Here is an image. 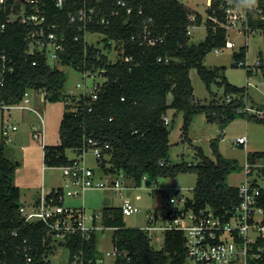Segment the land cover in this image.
<instances>
[{"label":"trees","instance_id":"16d2710c","mask_svg":"<svg viewBox=\"0 0 264 264\" xmlns=\"http://www.w3.org/2000/svg\"><path fill=\"white\" fill-rule=\"evenodd\" d=\"M88 2L101 6L106 15L111 9L118 13L108 24H89L83 28L70 20V13L81 5V0H63L62 5L56 4V0H39L37 12L44 15L46 31L64 38V49L58 52L55 61L72 65L82 72L98 71L105 76L97 90V98L90 102L91 109L87 104L88 93H79V100L73 102L75 95L63 91L65 74L49 62L45 53L26 51L29 27L19 21L8 23L1 41L6 62L13 70L6 74L0 86V108L18 103L30 89L42 90L44 97L52 102L64 99L68 102L65 101L59 123L60 141L42 145L46 166L74 162L76 156L68 157L65 150L73 148L78 154L86 137L92 136L109 144L106 155L98 159L105 173H121L139 185L144 175L157 184L160 177L195 172L193 194L186 198L185 207L195 210L210 207L216 214L231 213L240 197L237 185L228 184L227 178L241 168L237 160L221 154L217 142L212 141L215 159L198 147L196 154L200 160L197 163L186 160L169 163L170 120L165 123L164 116L169 107L182 112L181 134L184 137H188V127L196 112H203L208 121L219 126H225L239 115L264 124V114L238 112L247 101L245 87L222 78L218 82L223 85L224 96L229 93L233 98L229 102L212 98L209 103H200L194 98L189 76V69L195 67L206 87H210L222 68H208L204 57L211 49L226 47L227 7L246 6L250 27L260 31L264 29L261 18L264 0H255L254 5L251 0H210L204 20L198 11L181 0ZM3 18L0 15V19ZM202 20L206 34L193 43L189 27ZM95 31L105 34L104 46L86 41L85 34ZM150 38L154 42H149ZM112 39L119 44L114 60L108 56ZM246 52L247 45H240L234 53L236 64L246 59ZM125 56L131 58L125 59ZM262 69L264 71V66ZM246 71L249 73L251 69ZM168 94H171L170 101ZM5 144L0 136V264H50L47 256L55 240L69 249V260L64 264H188L181 230H165L161 247L155 248L146 230L125 225L119 205L104 204L101 208L102 224L113 229L111 241L115 255L109 263L98 262L94 232L88 238L81 232H74L59 239L53 236L46 223L26 220L19 210L23 203L20 187L14 182L16 164L5 155ZM262 155L264 150L247 153L251 160ZM261 204L264 207V198ZM257 245L261 246L259 255L248 258L247 264H264V237L255 243V250Z\"/></svg>","mask_w":264,"mask_h":264},{"label":"rangeland","instance_id":"374dc122","mask_svg":"<svg viewBox=\"0 0 264 264\" xmlns=\"http://www.w3.org/2000/svg\"><path fill=\"white\" fill-rule=\"evenodd\" d=\"M191 8L199 10L206 17V0H181ZM190 41L197 43L204 38L206 28L204 21L193 27L190 26ZM227 38L234 41V46L222 47L221 51L211 49L204 57V64L208 68L219 66V76L207 88L205 82L201 79L195 67L189 69V76L193 86L195 100L200 103H209L212 98L219 101L224 100V89L218 81L222 78L232 84L245 87L247 103L249 106L264 107V71L262 66L253 67L249 73L246 69L248 66L235 63V55L242 44L247 45L246 63L250 66L262 57L264 58V29L244 34L238 27H229L227 29ZM105 34L95 31L86 33V41L98 46H104ZM118 42L111 40L108 50V56L114 60L118 55ZM52 65L61 69L65 74L63 91L65 93L77 94L79 92L90 91L95 83H101L105 76L103 74H85L74 68L72 65L61 64L55 60H49ZM79 83V84H78ZM41 95V98L39 96ZM29 105L36 107L44 118L43 141L35 136L33 125H40L36 112L28 108L13 107L10 109L0 108V123L6 119L16 123L18 128L13 132L11 139H4L5 155L16 164L14 182L21 188L20 201L25 205L33 199L34 192L48 191L52 186L61 184L63 176L58 166H46L43 162L44 144H57L60 141L59 123L62 113L65 109V101H49L44 98L42 90H28ZM43 97V98H42ZM171 100V94H168V101ZM169 117V163H177L186 160L191 163H197L200 157L197 148L200 147L205 155L215 159V153L211 142L216 141L218 151L226 157L234 158L240 165V169L231 172L228 175L227 182L230 185H239L243 180V165L246 158V150H264V124L247 120L244 116H237L230 120L225 126H219L216 122L208 121L203 112H196L189 124L187 135L184 137L181 129L182 112L172 107L167 109ZM246 134L247 146L235 144L237 136ZM1 135V132H0ZM68 157H75L77 151L73 148L65 150ZM83 161L86 165L93 168L95 177L101 176L104 179L106 173L99 164V160L87 149L83 152ZM108 164V163H106ZM123 174H111L112 178H124ZM129 184L122 189L120 193L115 194L107 188H88L76 196H66L63 204L66 206L83 207L84 211L89 213L101 212L104 204L120 205L122 197H128L139 210L124 215V223L130 227L143 228L147 222L146 213L148 210L157 208L164 210L168 204L164 202L165 195L174 194L191 197L196 181L195 172L180 173L174 177H160L156 184V189L151 190L144 183L133 185L131 178H124ZM110 180V179H109ZM29 203V204H27ZM112 227L104 229H95L94 236L99 258L102 263L113 261V244L111 241ZM151 233V244L155 248H160L163 241V234L160 231ZM264 236V229L262 230ZM54 246L47 258L50 264H64L69 260V249L63 243L53 241ZM109 252V254H107Z\"/></svg>","mask_w":264,"mask_h":264},{"label":"built area","instance_id":"2783aa9c","mask_svg":"<svg viewBox=\"0 0 264 264\" xmlns=\"http://www.w3.org/2000/svg\"><path fill=\"white\" fill-rule=\"evenodd\" d=\"M39 0H0V86L4 84L7 73L13 70L10 63L6 62V55L1 46L2 38L6 32L9 22L19 21L29 27L26 35L27 52H43L48 60H55L58 52L64 49V38H57L53 31H46L43 25L44 15L37 12V2ZM121 5L123 2L118 1ZM56 4L62 5L63 0H56ZM130 11V8H127ZM260 11V9H258ZM118 13L111 9L107 15L103 13L101 6L90 4L88 0H81V5L72 13L70 20L78 22L83 28L89 24H108L112 16ZM264 19V15H261ZM226 28L238 27L244 34L259 31L250 27L246 14V6L229 5L226 9ZM86 39V34H85ZM149 42H154L150 38ZM234 46V41L227 38L226 47ZM222 48H214L221 51ZM125 56V59H130ZM239 65H246L249 69L255 66H264V58L259 57L253 65L246 63V59L239 60ZM85 74H95L98 71H83ZM79 84V83H78ZM100 83H95L90 91L79 92L88 93L90 100L87 104L91 109L93 100L97 98V90ZM79 93L75 95L73 102L79 100ZM232 95L227 93L224 96L226 102L232 99ZM123 99V97H121ZM29 101L28 90L24 92L23 98L18 103L5 104L2 108L10 109L13 107L28 108L36 112L40 125H33L35 136L43 141L44 116L39 110L27 102ZM68 102V101H66ZM71 109H75L72 107ZM238 112H248L264 114V107L245 105L238 108ZM169 121L168 115L164 116V122ZM18 128L16 123L6 119L1 120L0 132L4 139H11L13 132ZM235 144L247 146L246 134L237 136ZM44 143H42L43 145ZM109 147L108 142H100L92 136H88L81 148V152L76 154V160L70 164L58 166L61 169L63 182L52 186L48 191H43L41 186L36 199L29 206L22 204L19 208L26 220H40L46 223L53 236L59 239L74 232H81L82 236L88 238L95 229H104L102 215L99 213L87 214L83 207L66 206L63 204L66 196H76L88 188H107L115 194L129 184L126 178H112L110 173H106L104 179L101 176L95 177L92 167L83 161V152L90 149L95 157L102 158L106 155ZM246 150L245 163L243 165L244 178L237 185L240 200L231 213L216 214L210 207L195 210L192 207H185L186 196L169 194L165 195L164 202L167 207L164 210L153 208L146 213L147 224L143 227L148 232L168 229L181 230L184 236V245L187 251L188 264H247L248 258L257 257L261 246L255 243L260 237H264V207L261 200L264 198V155L249 159ZM110 179V180H109ZM146 176H142L141 182L145 184ZM133 185H135L133 183ZM146 185V184H145ZM151 189H156V183L150 181L146 185ZM120 209L122 215H127L139 210L128 197H122ZM225 215H228L225 217ZM109 254V252H107ZM115 254V249L113 250ZM29 259V257H28ZM102 263L101 259H98Z\"/></svg>","mask_w":264,"mask_h":264},{"label":"crops","instance_id":"0c3cea01","mask_svg":"<svg viewBox=\"0 0 264 264\" xmlns=\"http://www.w3.org/2000/svg\"><path fill=\"white\" fill-rule=\"evenodd\" d=\"M209 1L210 0H206V5H207V3H209ZM189 6V5H188ZM190 7V6H189ZM191 8V7H190ZM193 10H196V9H194V8H192ZM196 11H198L201 15H202V17H203V13H201L199 10H196ZM205 18L203 17V20H204ZM202 20V21H203ZM194 26H196V25H193V27ZM263 67V66H262ZM43 92V91H42ZM44 93V92H43ZM39 98H41V95L39 96ZM43 98V97H42ZM45 98V97H44ZM36 108V107H35ZM249 151H253V150H249ZM19 186V185H18ZM20 187V186H19ZM20 190H21V188H20ZM37 194H38V191L37 192H34V195H33V199H32V201H30L29 203H32L35 199H36V197H37ZM21 196V195H20ZM22 202V201H21ZM26 202V201H25ZM25 202L23 203V204H25ZM29 203H27V204H29ZM109 205V204H108ZM27 206V205H26ZM102 208V207H101Z\"/></svg>","mask_w":264,"mask_h":264},{"label":"water","instance_id":"95a60500","mask_svg":"<svg viewBox=\"0 0 264 264\" xmlns=\"http://www.w3.org/2000/svg\"><path fill=\"white\" fill-rule=\"evenodd\" d=\"M149 183H150V180L149 179L145 180V184L146 185H149Z\"/></svg>","mask_w":264,"mask_h":264},{"label":"clouds","instance_id":"9594fccd","mask_svg":"<svg viewBox=\"0 0 264 264\" xmlns=\"http://www.w3.org/2000/svg\"><path fill=\"white\" fill-rule=\"evenodd\" d=\"M251 3L254 5L255 4V0H251Z\"/></svg>","mask_w":264,"mask_h":264}]
</instances>
